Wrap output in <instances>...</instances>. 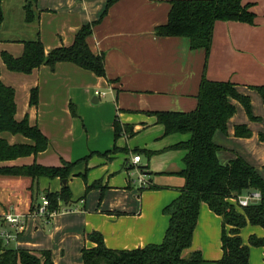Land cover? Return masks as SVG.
I'll use <instances>...</instances> for the list:
<instances>
[{"label":"crops","instance_id":"1","mask_svg":"<svg viewBox=\"0 0 264 264\" xmlns=\"http://www.w3.org/2000/svg\"><path fill=\"white\" fill-rule=\"evenodd\" d=\"M107 2L36 0L37 18L26 23L24 0H2L0 52L7 51L13 56L21 55L22 41L37 37L45 52L54 47L69 45L81 25L99 19L86 41L93 53L104 55V77L96 76L70 62H59L54 69L42 64L30 73L10 71L0 56V78L15 91V119L26 117L30 124L36 123L48 139L45 150L0 162V165L26 166L34 162L41 165L55 164L56 153L59 155L62 152L50 138L56 136L62 144H67L69 136L76 129L78 118L76 113H72L74 108L71 99L78 104L82 116L81 98L85 104L90 98L95 104H110V114L105 123H111L112 135H106L103 151H110L115 145V152L106 156H91L84 166L78 164L74 167L67 182L73 190L69 203L60 205L48 218L37 215L35 208L32 211L30 208L40 202L44 192L59 191L63 185L62 180L58 177H39L34 183L28 176L0 175V218L7 212H14L22 215L25 223L24 230L16 238L10 239L7 246L36 253L49 251L52 264H82V247L94 245L86 239V233L92 230L99 231L106 247L112 249H133L150 243H161L169 217L161 214L160 208L178 195V189L184 183V179L176 172L184 166L182 158L185 151L168 147L186 140L189 135L165 136L163 126L156 123L154 116L144 112L193 110L197 104L196 95L203 71L209 80L234 83L238 93L249 97L252 115L257 117L251 119L240 102L231 100L235 112L227 120L226 131L217 130L213 135V141L220 148L217 152L218 161L226 164L240 156L264 180L258 166L260 164H257L259 160L264 163V138H260V134H264V107L261 94L256 88H264V0H243L244 3H252L251 10L255 13L252 24L215 21L206 63L204 50L191 49L188 38L157 36L154 33V27L167 20L169 0H116L101 18ZM33 87L38 89L36 105L29 102ZM112 114L117 116L122 125L132 126L135 134L129 136L123 130L114 141ZM63 124L67 130H64ZM235 125H246L251 135L235 136ZM0 138L9 144L31 143L23 135L9 132H0ZM138 142L142 143L141 146ZM247 143H252L256 157L252 155L248 158L241 150V145ZM239 144L240 149L237 147ZM133 149L144 153L147 161L151 154H162L169 160L161 170L151 171L148 163L139 165L140 156L137 167L143 166L145 179L152 187H157L154 188L157 193H151V202L144 200L142 192L140 196H135V189H145L137 187L133 182L135 175L130 171L136 165L130 163V167H125L123 180H116L113 163L123 154L130 157ZM64 150L70 154L73 145L70 147L67 144ZM124 159L127 163L129 158ZM85 166L89 167L86 184L97 183L93 188L103 192L100 202L96 204L95 199L92 200L90 210L87 209L88 200L77 198L86 186L78 178L86 169ZM44 218L49 224L47 230L42 221ZM203 220H207V229H200ZM220 222L221 217L213 213L205 203H201L191 246L184 254L198 250L207 261L206 264H215L214 261L222 254L221 242L219 240L217 244L218 249H210L209 243L217 239ZM2 223L4 229L14 231L10 224ZM244 229L247 230L246 234L264 237V228L248 223L239 230L244 244L248 243V239L247 242L243 240ZM259 254L261 260H258ZM263 259L264 247H249V264H263Z\"/></svg>","mask_w":264,"mask_h":264},{"label":"trees","instance_id":"2","mask_svg":"<svg viewBox=\"0 0 264 264\" xmlns=\"http://www.w3.org/2000/svg\"><path fill=\"white\" fill-rule=\"evenodd\" d=\"M116 0H108L106 9ZM170 8L164 24L154 27L157 36H182L189 40L191 49L202 48L205 53V63L210 51L212 32L215 21H238L252 24L255 13L251 10L252 3L243 0H169ZM36 0H24V21L33 22L37 18ZM3 21L2 0H0V26ZM99 21L83 24L76 31L71 44L54 47L44 51L41 40L22 41L21 55L13 56L7 51H1L0 56L6 68L10 71L30 73L44 64L54 69L59 62H70L89 70L96 76L104 77V55L93 53L86 41L92 33L93 26ZM264 100V88L256 87ZM196 107L187 112L155 110L145 111L147 115L156 118V123L164 128L165 136L170 134H188L184 141H179L169 149H182L183 168L176 172L184 179L178 189V195L163 207V213L168 215V225L161 243H150L133 249H112L106 247L99 231L86 233V239L93 242L91 247L81 249L82 264H206L198 250L189 249L192 234L196 225L198 210L201 203L221 217V250L222 254L215 264H249V247H264V237L250 235L248 243L244 244L239 230L246 224L258 225L264 228V180L258 171L242 157L236 156L226 164H221L217 158L219 146L213 141L215 131H226L227 120L234 114L237 100L244 107L251 119L252 115L249 97L238 93L231 81H213L204 76V71L196 95ZM29 102L36 105L38 89L30 90ZM15 91L0 78V132L21 134L31 143L9 144L0 138V162L18 157L35 155L48 147V139L37 125H32L24 117L15 119ZM75 115V111H72ZM114 139L124 130L129 136L135 132L132 126L119 123L117 116L113 121ZM235 136L249 137L251 131L246 125H235ZM264 138V134H260ZM106 151L103 155L115 152ZM133 152H139L133 149ZM88 156L76 161H63L61 165L45 166L36 162L26 166L0 165L1 176H28L34 183L39 177L68 179L73 174L78 162L87 163ZM140 168L144 169L143 166ZM80 174V173H79ZM85 177L84 173L80 174ZM97 183L86 186V190ZM147 188L152 187L149 183ZM248 190H257L261 198L255 203L240 207L234 198ZM43 195L48 200L47 211L55 212L61 204L69 203L71 192L66 182L59 191H46ZM60 203V204H59ZM34 205L33 201L31 202ZM32 206L30 210H34ZM48 218V216H45ZM228 226V228H226ZM43 259H41V257ZM40 256L26 249H16L7 246L0 239V264H52L49 251H40ZM264 264V259H263Z\"/></svg>","mask_w":264,"mask_h":264},{"label":"rangeland","instance_id":"3","mask_svg":"<svg viewBox=\"0 0 264 264\" xmlns=\"http://www.w3.org/2000/svg\"><path fill=\"white\" fill-rule=\"evenodd\" d=\"M19 97H21V91H19ZM20 100H19V102H20ZM101 100H104V98H102ZM101 102H104V101H101ZM24 103H25V101H24ZM71 104H72V107L74 108V111L77 114V118H78L76 120L77 122H75L76 123L75 132H73L69 136V138L67 140L68 146L71 147L73 145V150L70 151V154L67 153V151L64 150L66 145H67L66 142L64 144H62L61 140L59 138H57L56 136L51 137L50 140L52 141L53 144L54 143L58 144V146H59L58 149L62 152V154L58 155V153H56L57 154L56 163L55 164H51V165L45 164V166H57V165H61L62 160H67V161L73 162V161H76V160H78V159H80L82 157H85V156H88V160H89V158L91 156H97V155L105 153V151H103V150H105L104 147H103V143L106 141V135H108V136L112 135V133H111V123H105L106 118L110 114V107H109L110 104L108 102L107 103H101V105L98 104V103L95 104V103L92 102L91 98L88 100V103L85 104L84 103V99L81 98L80 99V110L83 113V116L81 115V113L78 110V104L76 102H74L72 99H71ZM261 104L264 107V100H263L262 96H261ZM98 105H100V107H96ZM114 114H112V116H113L112 119H111L112 123H113L114 118L116 116ZM84 118H85V120H84ZM32 125H37V124L34 123ZM63 128H64V130H67L65 124H63ZM113 138H114V135H113ZM138 139H139V137H138ZM114 141H115V139H114ZM120 141H121V139L118 140L117 143H119ZM138 143L141 146L142 143H140V142H138ZM93 145L95 146L94 149L96 151H93L94 150V149H92ZM237 147L240 149V144ZM241 147H242L241 150L244 152V154L248 158H249V156H252V155H254V157L257 156L253 152L252 143H247V144L241 145ZM80 150H83V151H81V153H79ZM115 150H116V148H115ZM139 153H140V155H139ZM49 155L50 154H48L47 156L49 157ZM134 155L141 156V163L139 165H141L142 163H144V164L148 163L149 164V168H150L151 171L161 170L164 167V165L169 161L162 154H156V155L151 154L150 155V159L148 161H147L146 155L144 153H142V152H136V153L133 152L130 157L128 155H124L123 154V155H121V158L117 159L112 165V168H113V171L115 172L114 174H115V177H116L117 181H122L123 180L124 175H125V167H128V166L130 167L129 164L131 163V158ZM125 157L129 158L128 162H127L128 164L126 163V160L124 159ZM88 160H87V162H88ZM78 164H79V166H84L83 162H78L75 165V167ZM257 164H260L258 166L260 167V169L262 170V174L264 175V169H263L264 168V166H263L264 163H261V161L259 160V161H257ZM85 168L86 169L83 170V173L85 172L84 174L86 176L83 178V176L80 175V177H78V178H79V181H82V183L84 181L85 184H86L87 171L89 170V167L85 166ZM130 172L136 176L137 172H144V169H142L140 167H137V165H136L132 169V171H130ZM70 178H71V175L68 177V179H66V182H68ZM176 179H181V178L177 177ZM90 184H92V183H88V185H90ZM86 186H87V184H86ZM86 186L84 187V189L82 191V194L79 195L77 198H79V199L80 198H83V199L85 198L86 200H88V208L87 209L90 210L89 206H90V203L92 202V200L95 199L96 204L98 202H100L102 200V197H103V192L99 188H89V190H86ZM68 187H69L71 193H73V190H71V186L69 184H68ZM95 187H96V185H95ZM135 188H136V186H135ZM156 190L157 189L147 188L145 186V189H143V190L135 189V191H136L135 192V196H140V193L142 192L143 193L142 196H143L144 200L151 202V193H157V192H155ZM154 199H155V197H153V200ZM159 200H161V198H159ZM160 213L161 214H165V213H163V207L160 208ZM42 221H43V224L46 227L45 229L47 230L49 228V224L47 223L46 218L42 219ZM206 226H208L207 220L206 221L203 220L202 225L200 226V229H202L204 227H205V229H207ZM259 229H261V228H259ZM261 230L263 231V229H261ZM246 231L247 230H245V229L242 231L243 240L245 242H247V239L250 236L249 233H248L249 235L246 234ZM217 232H218L217 239H215V240L212 239L210 241V243H209V245H210L209 248L210 249H218L217 244H218V242L220 240L219 237L221 235V222L219 223V227H218ZM214 233H216V231ZM251 235H253V234H251ZM253 248L257 251V248H255V247H253ZM28 251H30V250H28ZM31 253H34L37 256H40L39 255L40 253H36V252H31ZM41 259H43V258L41 257ZM258 260H261L260 254H259Z\"/></svg>","mask_w":264,"mask_h":264},{"label":"built area","instance_id":"4","mask_svg":"<svg viewBox=\"0 0 264 264\" xmlns=\"http://www.w3.org/2000/svg\"><path fill=\"white\" fill-rule=\"evenodd\" d=\"M97 93V92H96ZM140 161L139 155H134L131 158V163L134 165H137ZM134 184L137 187H145L148 185V181L145 179V174L143 172H137V175L135 176L133 180ZM261 198L260 192L257 190H248L246 193H243L241 195H238L234 198V202L240 206L244 207L251 203H255L259 201ZM47 198L42 195L40 198V202L36 204L35 213L40 216H50L54 212H48L47 211V205H48ZM2 221L10 224V226L14 229L13 232H9L8 230L3 228ZM25 223L24 218L22 215H19L18 213L14 212H7L0 218V239L3 240L4 243H7L12 238H16V235H18L20 232L24 230Z\"/></svg>","mask_w":264,"mask_h":264},{"label":"water","instance_id":"5","mask_svg":"<svg viewBox=\"0 0 264 264\" xmlns=\"http://www.w3.org/2000/svg\"><path fill=\"white\" fill-rule=\"evenodd\" d=\"M95 101H96V99H95ZM62 184H63V185L66 184V179H63V180H62Z\"/></svg>","mask_w":264,"mask_h":264}]
</instances>
